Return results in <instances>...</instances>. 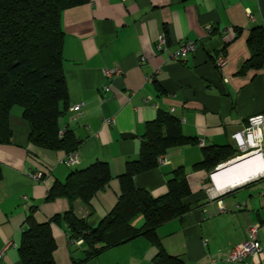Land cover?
<instances>
[{
  "label": "crops",
  "instance_id": "crops-1",
  "mask_svg": "<svg viewBox=\"0 0 264 264\" xmlns=\"http://www.w3.org/2000/svg\"><path fill=\"white\" fill-rule=\"evenodd\" d=\"M260 26L264 0H90L64 11L69 110L60 125L79 140L80 161L69 167L63 162L65 152L31 144L23 109L13 108L12 144L0 145V249L12 246L0 264H23L19 245L34 207L37 223L73 210L96 227L118 201L119 176L128 161L138 159L146 126L165 113L180 121L184 135L197 140L196 145L171 149L162 157L164 165L159 162L135 179L140 188L160 197L167 193L171 172L179 167L187 171L192 196L186 202L197 205L157 230L166 252L183 264H231L229 255L253 225H260L264 252V178L213 191L210 174L196 169L203 148L237 149L233 135L251 117L264 115V67L245 68L251 56L248 39ZM164 33L168 42L158 51ZM184 41L194 42L196 51L174 57ZM219 55L226 58L223 68L216 65ZM109 70L120 74L106 76ZM76 105L80 109L72 111ZM97 161L109 163L113 179L90 206L66 198L46 201L57 181L65 182L76 169ZM35 173L43 178L34 179ZM52 233L56 264L85 258V247L70 240L65 223L52 225ZM157 253L147 239L138 238L84 264H155Z\"/></svg>",
  "mask_w": 264,
  "mask_h": 264
},
{
  "label": "trees",
  "instance_id": "trees-1",
  "mask_svg": "<svg viewBox=\"0 0 264 264\" xmlns=\"http://www.w3.org/2000/svg\"><path fill=\"white\" fill-rule=\"evenodd\" d=\"M90 0H0V145H11L13 132L10 116L14 107L23 109L22 117L30 125L29 142L37 147L78 151L80 142L72 130L60 135V120L69 110V91L65 78L62 14L67 9L85 5ZM251 56L247 69L264 67V26L255 27L248 39ZM197 140L183 133L180 121L161 114L148 123L142 137L139 157L127 162L119 176L120 194L114 208L96 227L73 210L52 217L45 223L34 220V209L21 235L19 255L23 264H56L57 245L52 225L65 223L72 242L82 241L84 264L102 253L138 238L147 239L158 249L155 264H183L164 249L157 230L183 217L197 204L186 202L192 196L187 171L179 167L170 173L167 193L154 197L136 184V176L158 168L160 159L171 149L196 145ZM204 158L196 165L213 174L216 168L238 155L231 146L203 148ZM3 169L0 164V181ZM113 179L109 163L97 161L73 171L65 182L57 181L46 201L66 198L73 204L81 201L90 206L93 198L106 189ZM209 182L211 179L209 177ZM141 224H138L139 221Z\"/></svg>",
  "mask_w": 264,
  "mask_h": 264
},
{
  "label": "built area",
  "instance_id": "built-area-1",
  "mask_svg": "<svg viewBox=\"0 0 264 264\" xmlns=\"http://www.w3.org/2000/svg\"><path fill=\"white\" fill-rule=\"evenodd\" d=\"M251 16V14H250ZM252 17V16H251ZM168 42L167 34H162L157 42V50L163 51ZM197 49V46L192 41H184L180 45V49L174 55V57L185 58L188 54L194 53ZM216 65L219 68H223L226 65V58L223 55H219L216 60ZM120 74L119 71L109 70L106 71V76H111L114 73ZM106 91H109V87L105 88ZM80 109V105H76L71 108L72 111ZM66 129H61L60 135L65 133ZM234 140L236 141L237 150L240 155L234 159L220 164L215 172H218L224 165L230 164L235 160H239L245 157H251L255 155L264 157V115H257L249 119L248 126L245 127L242 131H239L233 135ZM203 144V143H202ZM80 161L78 151H75L71 154H68L63 160L64 164L69 167L76 166ZM163 158L160 159V164H165ZM214 172V174H215ZM214 174L212 175L214 177ZM34 179L40 180L43 178L42 173H35L32 175ZM264 178V173L259 177L253 179L252 181L261 180ZM250 181V182H252ZM216 186L213 184V191ZM230 190V189H229ZM227 190V191H229ZM218 191V190H217ZM226 192V191H223ZM264 196V189L262 191ZM242 209V206H241ZM259 229L260 225H253L247 231V238L242 243L236 245L232 250L231 254L228 257V262L231 264H263L264 263V252L263 247L259 238ZM82 243V241L78 242ZM12 246L11 243H8L4 248L0 249V261L3 259L6 251ZM249 259L250 262L248 261Z\"/></svg>",
  "mask_w": 264,
  "mask_h": 264
},
{
  "label": "bare ground",
  "instance_id": "bare-ground-1",
  "mask_svg": "<svg viewBox=\"0 0 264 264\" xmlns=\"http://www.w3.org/2000/svg\"><path fill=\"white\" fill-rule=\"evenodd\" d=\"M264 173V157L255 155L235 160L215 172V190L227 191L244 185ZM222 189V190H221Z\"/></svg>",
  "mask_w": 264,
  "mask_h": 264
},
{
  "label": "water",
  "instance_id": "water-1",
  "mask_svg": "<svg viewBox=\"0 0 264 264\" xmlns=\"http://www.w3.org/2000/svg\"><path fill=\"white\" fill-rule=\"evenodd\" d=\"M213 174H214V173H213ZM213 174L210 175V179H211V182H212L213 184H215V183H214V180H213V176H212ZM237 187H239V186H237Z\"/></svg>",
  "mask_w": 264,
  "mask_h": 264
},
{
  "label": "rangeland",
  "instance_id": "rangeland-1",
  "mask_svg": "<svg viewBox=\"0 0 264 264\" xmlns=\"http://www.w3.org/2000/svg\"><path fill=\"white\" fill-rule=\"evenodd\" d=\"M258 185H259V184H256V185H254L253 187H258ZM260 185H262V184H260ZM253 187H251V188H253Z\"/></svg>",
  "mask_w": 264,
  "mask_h": 264
},
{
  "label": "clouds",
  "instance_id": "clouds-1",
  "mask_svg": "<svg viewBox=\"0 0 264 264\" xmlns=\"http://www.w3.org/2000/svg\"><path fill=\"white\" fill-rule=\"evenodd\" d=\"M213 184V183H212Z\"/></svg>",
  "mask_w": 264,
  "mask_h": 264
}]
</instances>
